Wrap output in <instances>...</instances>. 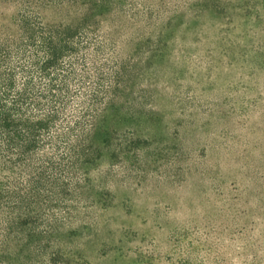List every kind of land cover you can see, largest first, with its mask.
I'll return each mask as SVG.
<instances>
[{
  "label": "rangeland",
  "instance_id": "1",
  "mask_svg": "<svg viewBox=\"0 0 264 264\" xmlns=\"http://www.w3.org/2000/svg\"><path fill=\"white\" fill-rule=\"evenodd\" d=\"M120 5L92 18L120 75L64 201L3 205L27 174L0 160V264H264V0ZM18 11L0 0L9 35Z\"/></svg>",
  "mask_w": 264,
  "mask_h": 264
},
{
  "label": "trees",
  "instance_id": "2",
  "mask_svg": "<svg viewBox=\"0 0 264 264\" xmlns=\"http://www.w3.org/2000/svg\"><path fill=\"white\" fill-rule=\"evenodd\" d=\"M11 1L19 5L17 33L0 28V160L27 177L2 182L3 205L60 204L120 75L92 18L123 6L121 0H67L86 5V12L76 24L53 25L35 12L33 3L43 0Z\"/></svg>",
  "mask_w": 264,
  "mask_h": 264
}]
</instances>
